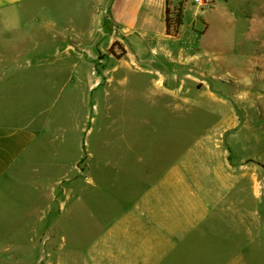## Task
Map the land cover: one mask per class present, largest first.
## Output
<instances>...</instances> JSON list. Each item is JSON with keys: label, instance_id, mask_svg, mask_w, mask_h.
I'll list each match as a JSON object with an SVG mask.
<instances>
[{"label": "rangeland", "instance_id": "1", "mask_svg": "<svg viewBox=\"0 0 264 264\" xmlns=\"http://www.w3.org/2000/svg\"><path fill=\"white\" fill-rule=\"evenodd\" d=\"M111 1L40 0L29 7L30 11L25 4L18 13L15 7L11 8L10 19L16 22L13 25L2 23L0 11V40L4 38L1 35L9 33L11 43L23 41L14 53L21 61L10 62L7 76L0 78V123L21 124L32 117L37 125L45 122L53 135L46 147L57 163L40 170L29 162L27 167L15 170L6 181L11 185L6 197L15 201L24 198L16 188L26 183L27 193L38 197L46 208L54 193L59 196L64 182L79 173L83 165L78 159L84 150L82 145L96 151L97 135L124 136L120 145L135 142L136 150L145 152L149 145H156L152 152H160L177 137H184L185 150L199 138L214 135L216 149L222 147L227 155L231 152V164L247 169V194L242 192L237 197L241 206L238 202L231 205L229 199L215 204L211 223L217 231H209L207 223L205 236L187 240L178 249H164L166 255L161 264H264V0H203L202 4L195 0H169L170 34L139 31L138 37L146 38L140 40L141 45L134 43L135 36L129 40L122 35L111 17ZM129 1L131 7L137 2ZM179 10L182 25L177 26ZM58 17L62 26L71 28V35L61 30L54 36L55 31L39 23L57 21ZM8 27V31H3ZM133 52L145 56L159 54L156 57L160 61L165 59L163 54L169 53L180 62H159L161 69L179 74L190 70L211 78L214 88L231 98L243 113L242 125L231 100L192 75L179 77L183 79V118L178 114L173 119L165 108L151 107L144 100L150 87L147 83L138 84L141 79L131 76L134 67L118 62L133 60ZM86 55L98 57L93 63L98 68L110 67V63L99 58L113 55L119 73H129L131 82L116 85L109 94L98 98L96 91L90 89L96 79L95 67L90 62L86 68ZM75 65L79 66L77 71ZM1 70L4 73V67ZM168 85H174V78ZM164 100L171 102L170 98ZM234 128L237 129L229 133L225 143V133ZM43 151L47 153L46 149ZM213 179L215 188H220L221 180L216 176ZM235 191L227 192L232 196ZM79 192L86 199L85 210L63 219L67 247L74 242L75 246L80 244L78 237L82 231L87 237H96L108 223L105 218L114 217L110 194L97 195L87 185L78 187L73 194ZM3 208L6 212L0 216V264H43L42 256L51 259V248L41 241L42 233L37 236V225L27 218L28 211H19L15 202ZM96 209L104 220L97 222ZM257 210L263 222L258 221L252 229L242 222L222 220L240 214L250 220ZM46 228V221L39 223L41 231ZM247 238L248 245L234 249ZM76 251L85 253L86 249ZM69 255L72 254L59 263L73 264Z\"/></svg>", "mask_w": 264, "mask_h": 264}, {"label": "crops", "instance_id": "2", "mask_svg": "<svg viewBox=\"0 0 264 264\" xmlns=\"http://www.w3.org/2000/svg\"><path fill=\"white\" fill-rule=\"evenodd\" d=\"M38 1L40 2L0 0L2 23L12 25L16 23L10 19L11 8L15 7L18 13L24 4L29 9ZM63 7L65 10L68 9L66 2ZM166 12L167 0H137L132 7L129 0H112L110 4L111 17L121 28L122 35L129 40L135 36L134 43L137 45H141V39L146 41V38L138 37L139 31H143L144 34L166 33ZM49 13L55 14V11L50 10ZM58 18L57 21L48 19L39 23L46 24L49 30L55 31L54 36H58L61 30L69 31L68 34L71 35V28L62 26L61 18ZM8 30L9 27L3 31ZM1 36L4 38L0 40V68L4 67V73L0 71V78L5 74L7 76L6 70L10 67L8 66L10 62L21 61L14 53L23 45V41L11 43L9 33ZM158 55L153 53L146 57L139 54L134 55L133 60L119 59L118 62L134 67L131 76L141 79L138 84L147 83L150 87L148 96L143 99L148 101L151 107L165 108L173 119L178 114L183 118V79H179V73L161 69L158 65L162 61L178 63L180 61L169 53L163 54L165 59L160 61L156 57ZM96 58L98 57L90 58L86 55L84 65L89 68L91 62L93 69L95 67L96 79L90 89L96 91L98 98L104 97L105 93L109 94L116 85L120 87L131 82L129 73H119L118 65L113 64V55L106 59L99 58L102 62L105 60L110 63L111 66L107 65L106 68L94 65ZM27 61L30 62L31 59ZM56 68L59 67L56 65ZM78 68L79 66L75 65V71ZM172 78L174 85L169 86L168 82ZM165 98H170L171 102L165 101ZM23 123H0V216L6 212L3 206L12 205V202L20 206L19 211H28L27 218L37 225V236L42 233L41 241L51 248V259L42 256L43 264H60L59 261L68 254H72L68 258L72 259L73 264H161L166 255V253L163 255L164 249L166 251L178 249L187 240L198 238L200 235L205 236L207 231L204 227L207 223L210 224L209 231H217L215 225L211 223L215 204L220 205L229 199L231 205H237L238 202L241 206L236 199L242 192L246 195L248 191L247 169L240 164H231L228 159L232 153L227 155V151H223L222 147L216 149L214 135L199 138L192 146H188L186 151L182 146L184 137L181 139L177 137L170 146L164 145L160 152H152L151 148L155 149L156 145H149L146 152L136 150L135 142H127L123 147L120 143L126 138L124 136L97 135L96 151L87 150L86 145L84 147L85 143L82 145L84 150L78 159L83 165L79 173L64 182L59 196L55 197L54 193L46 208L38 197L27 193L26 183L16 188L24 198L15 201L6 197V191L9 192L11 188L6 181L15 170L27 167L29 162L33 168L40 170L57 165L56 157L50 155L46 147L53 135L46 129L45 122L37 125L36 118L32 117L31 121ZM44 149L47 153L43 151ZM215 176L221 180L220 188H215L213 184ZM85 185L92 188L96 194L103 196L110 194L114 217L105 218L108 223L106 222L96 237H87L82 231L78 237L80 244L75 246L74 242L67 247L69 241L63 219L66 215L80 214L85 210L86 199L81 197L84 194L80 192L73 194L78 187L82 188ZM234 190L235 195L230 196ZM251 215L254 218L250 220L243 217V214L236 215L234 219L231 217L222 219L223 215L220 217L223 221L242 222V225L250 229L258 221L262 224L263 216L258 210ZM95 219L97 222L104 220L100 219L97 209ZM44 221L47 222V230L41 231L39 223ZM248 221H252L253 224ZM242 245H248V238L237 244L234 249H243ZM78 249L86 251L82 253L76 251ZM67 250H70V253H67ZM11 254L12 252L10 256ZM2 258L4 260V257Z\"/></svg>", "mask_w": 264, "mask_h": 264}, {"label": "water", "instance_id": "3", "mask_svg": "<svg viewBox=\"0 0 264 264\" xmlns=\"http://www.w3.org/2000/svg\"><path fill=\"white\" fill-rule=\"evenodd\" d=\"M127 44H128V46H129V48L131 49V44H130L129 42H127ZM133 54L136 55L135 52H133ZM182 75H192V76H195L196 78H198V79H200V80H202V81H206V82L209 84V87H210V89H211L212 91H214V92H216V93H218V94H220V95H223L224 97H227L226 95H224V93H223L222 91H220V90H216V89L214 88V83H213L212 79L209 78V77H207V76L201 75V74H199V73H196V72H193V71H190V70H187V71H183V72H181V73L178 75V77H181ZM165 85H166V83H165ZM227 98H229V97H227ZM229 99L231 100V102L233 103V105H234V107L236 108L237 112L239 113V115H240V117H241V125H242V123H243V121H244V115H243V113L241 112V110L237 107L236 103H235L231 98H229ZM236 129H237V128L230 129V130H228V131L225 133V135H224V142H225V143H227V137H228L229 133L235 131ZM227 147H229V146L227 145ZM230 154H231V152H230Z\"/></svg>", "mask_w": 264, "mask_h": 264}, {"label": "trees", "instance_id": "4", "mask_svg": "<svg viewBox=\"0 0 264 264\" xmlns=\"http://www.w3.org/2000/svg\"><path fill=\"white\" fill-rule=\"evenodd\" d=\"M169 0H167V12H166V14H167V16H166V20H167V33L168 34H170V32H171V17H170V12H169ZM181 10H179V12H178V14H177V16H176V23H177V26H180V25H182V14H181V12H180Z\"/></svg>", "mask_w": 264, "mask_h": 264}, {"label": "built area", "instance_id": "5", "mask_svg": "<svg viewBox=\"0 0 264 264\" xmlns=\"http://www.w3.org/2000/svg\"><path fill=\"white\" fill-rule=\"evenodd\" d=\"M195 2L202 4L203 0H195Z\"/></svg>", "mask_w": 264, "mask_h": 264}, {"label": "bare ground", "instance_id": "6", "mask_svg": "<svg viewBox=\"0 0 264 264\" xmlns=\"http://www.w3.org/2000/svg\"><path fill=\"white\" fill-rule=\"evenodd\" d=\"M256 22V21H255ZM253 24H255V23H253Z\"/></svg>", "mask_w": 264, "mask_h": 264}]
</instances>
